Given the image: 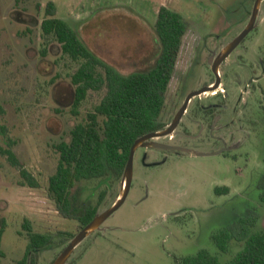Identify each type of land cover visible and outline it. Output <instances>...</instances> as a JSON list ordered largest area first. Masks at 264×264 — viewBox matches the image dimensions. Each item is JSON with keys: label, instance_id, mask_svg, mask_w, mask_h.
Wrapping results in <instances>:
<instances>
[{"label": "rangeland", "instance_id": "rangeland-1", "mask_svg": "<svg viewBox=\"0 0 264 264\" xmlns=\"http://www.w3.org/2000/svg\"><path fill=\"white\" fill-rule=\"evenodd\" d=\"M13 2L0 0V264H17L23 257L29 229L51 236L54 251L39 260V264H49L63 247L62 241L80 230L75 219L57 211L47 192L48 177L58 158L54 145L68 138L69 130L85 119L105 88L88 91L73 113L70 74L77 63L62 57L54 42L48 44L44 57L39 56L38 30L30 42L16 34L20 26L11 19ZM38 3L41 9L51 3L54 16L67 21L95 55L122 74L144 71L154 64L160 51L154 30L159 7L182 14L188 26L166 91L168 108L180 82L184 81L185 90L193 81L186 76L189 64L194 82L210 77L203 36H209L211 45L212 34L220 35L219 42L229 40L246 24L252 0ZM32 6L33 2L27 4V9L33 11ZM259 16L261 21L224 64L222 87L229 104H234V113L227 125L224 119L218 134L227 142L232 138L234 147L216 155H173L161 164H153V158L146 163L135 152L123 203L102 223L103 230L94 231L76 246L69 264H177L199 249L226 261L238 250L236 242L232 240L228 251L220 253L211 234L248 215L255 217V229L264 228V0ZM9 144L33 176L35 187L23 182L19 170L2 153ZM215 145L196 150L210 152ZM216 186H226L229 192L216 195ZM120 188L121 178L108 186L104 179H95L77 183L74 190L95 203L99 192L106 189L98 205L102 210L116 199Z\"/></svg>", "mask_w": 264, "mask_h": 264}, {"label": "trees", "instance_id": "trees-1", "mask_svg": "<svg viewBox=\"0 0 264 264\" xmlns=\"http://www.w3.org/2000/svg\"><path fill=\"white\" fill-rule=\"evenodd\" d=\"M46 8L42 37L46 44L56 42L61 56L77 63L70 74L74 87L72 112L76 113L88 91L105 88L104 95L86 113L85 119L69 130L68 138L54 145L58 158L53 174L48 177L47 192L57 211L63 217L75 219L83 227L97 212L106 190H101L92 203L89 197H80L79 189L74 190L77 183L120 179L134 140L157 127L188 24L179 12L160 6L154 22L160 51L154 64L144 71L122 74L95 55L67 21L55 17L51 3ZM46 53V48H42L41 55ZM2 153L19 170L23 182L35 187L33 176L17 159L12 145L9 144ZM261 187V200L264 201V182ZM216 191L222 193L228 188L219 187ZM255 223V217L242 216L211 234V240L220 253L228 251L232 240L236 242L238 250L230 259L221 261L207 249H199L181 258L177 264H264V228L255 229ZM29 230L24 255L17 264H31V249H42L51 240L48 234L31 233ZM0 256H3L1 250Z\"/></svg>", "mask_w": 264, "mask_h": 264}, {"label": "flooded vegetation", "instance_id": "flooded-vegetation-1", "mask_svg": "<svg viewBox=\"0 0 264 264\" xmlns=\"http://www.w3.org/2000/svg\"><path fill=\"white\" fill-rule=\"evenodd\" d=\"M40 1V0H39ZM36 0H14L11 8H10V15L11 19L17 22L20 26L18 31L16 32L17 35L28 37V41L33 39V35L35 34V30H38V40L40 42L41 47H39L38 53L39 56L44 57L41 55L42 48H46L50 42L46 44V41L42 37V22L46 19V6L41 9V4H39ZM33 2V11L27 9V4ZM254 0H252L251 8L253 6ZM22 3V6H20ZM38 3V4H37ZM250 8V13H251ZM249 13V16H250ZM249 19V17H248ZM248 22V20H247ZM246 22V24H247ZM245 24V25H246ZM243 26V28L245 27ZM243 28L238 31L235 35H233L229 40L225 41L224 38L219 42L220 35L219 34H212V39L214 40V44L211 45L209 43V36H203L202 39V46L204 50L207 52V57L205 58V65L208 68L210 77L206 80H199L194 82V76L192 75L191 71L193 70L192 64H189L186 76L193 77V81H191L186 87L185 90H182L184 81H181V86L178 92L175 94L173 100L170 102V105L167 108V103L165 100L164 107L158 116L157 119V127L141 134L138 137L144 136L147 133L152 131H162L169 128L173 125V129L168 134L162 135L160 137H153L151 139H144L142 141L143 144L150 143L151 141L157 144H162L166 146H174V147H181L186 148L188 150H196L198 148H203L204 145L207 144H216L215 147L210 151H203L206 155H195V156H207V155H216L220 154L221 152L227 151L230 148L234 147V142L232 138L227 142L224 137L218 134L219 126L223 123L225 119V125L229 123V120L232 119V115L230 113H234V104H229L228 102V94L227 91L222 87L223 80L225 79L224 74V64L227 61L228 56L235 50V48L244 40V38L239 44L233 48L230 53L223 58L218 64V75L220 78V82L216 89L211 91H203L199 94H195L189 98L186 106L184 107L183 111L178 116L177 121L174 123V119L177 113L180 111L181 107L185 103L187 95L193 91H198L204 86H213L215 83L216 77L212 70V64H214L218 54L221 52L223 47L227 45L237 34H239ZM253 30V29H252ZM251 30V31H252ZM250 31V32H251ZM53 42V41H51ZM56 43V42H54ZM57 44V43H56ZM58 45V44H57ZM59 47V45H58ZM60 51V47H59ZM262 69L264 71V53L263 57L261 58ZM221 71V72H220ZM187 78V77H186ZM201 78V77H200ZM189 80V79H188ZM234 103V102H233ZM233 105V106H232ZM231 115V116H230ZM204 131H206L204 133ZM137 137V138H138ZM135 152H139L140 158L147 163L150 158L154 159L153 164H161L166 161L170 156L177 155H193L190 152H186L183 150H179L176 148H159V147H150V146H140L138 147ZM202 152V151H199ZM219 152V153H218ZM158 156L160 157L158 159ZM106 186L109 185L110 180L106 179L104 181ZM220 186L214 187V193L216 195L227 194L229 192H222L217 193L216 188ZM226 187V186H221ZM106 190V189H105ZM117 198V197H116ZM2 226V221L0 219V229ZM82 227H80L81 229ZM73 236L64 239L62 241L63 247L60 248L59 252L56 253L52 257L49 264L53 262V260L63 251V249L69 243V240ZM54 245L51 242L47 243L42 249H31V264H39L40 256L42 254H52ZM76 248V247H75ZM73 249L72 253L66 260V264L72 262L73 253L75 251Z\"/></svg>", "mask_w": 264, "mask_h": 264}, {"label": "water", "instance_id": "water-1", "mask_svg": "<svg viewBox=\"0 0 264 264\" xmlns=\"http://www.w3.org/2000/svg\"><path fill=\"white\" fill-rule=\"evenodd\" d=\"M262 0H254L253 6L251 8V13L248 19L247 24L243 28V30L237 34L227 45L223 47L221 52L218 54L214 64H212V70L215 74L216 80L213 86H204L198 91H193L187 95V98L185 100V103L181 107L180 111L177 113L174 123L177 121L178 116L180 113L183 111L184 107L186 106V103L188 102L189 98L192 97L195 94H199L203 91H211L217 88L220 78L218 75V64L219 62L225 58L230 51L235 48L239 42L252 30L256 27V25L261 21L260 16H259V10L261 6ZM173 129V125H171L169 128L166 130L162 131H152L150 133L145 134L144 136L138 137L134 140L133 144L131 145L129 149V154L127 161L125 163L122 176H121V188L119 191V194L117 198L106 208L102 210H97L93 218L86 224L84 225L77 233L73 235V237L69 240V243L67 246L63 249V251L53 260L51 264H66L67 258L70 256L72 253L73 249L88 235L93 233L94 231L97 230H103L104 228L102 227V223L108 218L115 210H117L120 205L123 203L129 187H130V182L132 178V164H133V157L135 150L140 147V146H150V147H159V148H165V149H170V148H176L179 150H183L186 152H190L193 155H206L203 152L195 151V150H188L186 148H181V147H174V146H166L162 144H157L154 142H150L147 144H143L142 141L144 139H151L153 137H160L162 135L168 134L171 132ZM219 153V152H218Z\"/></svg>", "mask_w": 264, "mask_h": 264}]
</instances>
